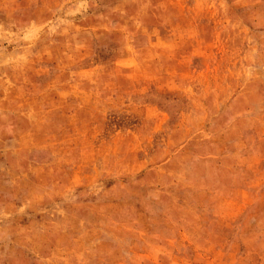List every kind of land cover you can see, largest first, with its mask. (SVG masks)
<instances>
[{
	"label": "rangeland",
	"instance_id": "rangeland-1",
	"mask_svg": "<svg viewBox=\"0 0 264 264\" xmlns=\"http://www.w3.org/2000/svg\"><path fill=\"white\" fill-rule=\"evenodd\" d=\"M0 264H264V0H0Z\"/></svg>",
	"mask_w": 264,
	"mask_h": 264
}]
</instances>
